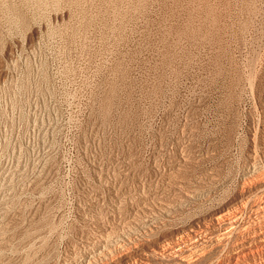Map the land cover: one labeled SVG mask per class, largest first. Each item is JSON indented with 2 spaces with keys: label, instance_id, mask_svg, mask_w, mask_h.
Segmentation results:
<instances>
[{
  "label": "rangeland",
  "instance_id": "rangeland-1",
  "mask_svg": "<svg viewBox=\"0 0 264 264\" xmlns=\"http://www.w3.org/2000/svg\"><path fill=\"white\" fill-rule=\"evenodd\" d=\"M0 264H264V0H0Z\"/></svg>",
  "mask_w": 264,
  "mask_h": 264
},
{
  "label": "bare ground",
  "instance_id": "bare-ground-1",
  "mask_svg": "<svg viewBox=\"0 0 264 264\" xmlns=\"http://www.w3.org/2000/svg\"><path fill=\"white\" fill-rule=\"evenodd\" d=\"M233 224V223H232ZM231 227V226H230ZM232 227H233V225H232ZM123 242V241H122ZM107 245L109 244V245H111V242H105ZM125 244V243H124ZM117 246H119V247H121L120 246V244H117Z\"/></svg>",
  "mask_w": 264,
  "mask_h": 264
}]
</instances>
